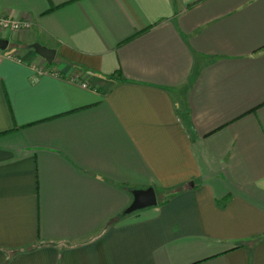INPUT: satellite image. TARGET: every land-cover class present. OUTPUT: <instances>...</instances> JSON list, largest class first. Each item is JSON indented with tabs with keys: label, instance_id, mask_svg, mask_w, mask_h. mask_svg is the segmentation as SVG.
<instances>
[{
	"label": "crops",
	"instance_id": "obj_1",
	"mask_svg": "<svg viewBox=\"0 0 264 264\" xmlns=\"http://www.w3.org/2000/svg\"><path fill=\"white\" fill-rule=\"evenodd\" d=\"M0 17L30 23L0 27V264H264V0Z\"/></svg>",
	"mask_w": 264,
	"mask_h": 264
},
{
	"label": "water",
	"instance_id": "obj_2",
	"mask_svg": "<svg viewBox=\"0 0 264 264\" xmlns=\"http://www.w3.org/2000/svg\"><path fill=\"white\" fill-rule=\"evenodd\" d=\"M8 45L9 41L7 39L0 38V50L7 49ZM31 47L48 63L52 64L54 62L56 49L45 46L39 42L33 43ZM157 204L158 197L153 186L136 189L133 191V200L131 204L125 209L124 213L130 214L140 209L156 206Z\"/></svg>",
	"mask_w": 264,
	"mask_h": 264
},
{
	"label": "built area",
	"instance_id": "obj_3",
	"mask_svg": "<svg viewBox=\"0 0 264 264\" xmlns=\"http://www.w3.org/2000/svg\"><path fill=\"white\" fill-rule=\"evenodd\" d=\"M0 27L24 32L30 27V23L27 21H19V20L0 17ZM6 57L21 61V59H19V57L17 56V52L11 53ZM53 74L58 75V71H54ZM82 85L84 87H87V83L85 82H83Z\"/></svg>",
	"mask_w": 264,
	"mask_h": 264
},
{
	"label": "rangeland",
	"instance_id": "obj_4",
	"mask_svg": "<svg viewBox=\"0 0 264 264\" xmlns=\"http://www.w3.org/2000/svg\"><path fill=\"white\" fill-rule=\"evenodd\" d=\"M11 43H12V42H11ZM11 48H12V45H10L6 51H11V50H10ZM1 51H2V50H0V52H1ZM4 51H5V50H4Z\"/></svg>",
	"mask_w": 264,
	"mask_h": 264
}]
</instances>
